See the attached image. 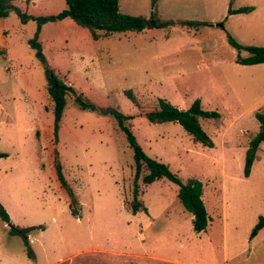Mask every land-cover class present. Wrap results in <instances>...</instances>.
<instances>
[{
    "label": "rangeland",
    "instance_id": "rangeland-1",
    "mask_svg": "<svg viewBox=\"0 0 264 264\" xmlns=\"http://www.w3.org/2000/svg\"><path fill=\"white\" fill-rule=\"evenodd\" d=\"M14 4L34 16L65 7L64 0ZM240 7L255 10L228 13ZM119 11L146 18L149 27L99 32L87 40L82 33L88 30L67 19L48 22L39 33L54 73L95 107L81 109L66 96L56 143L44 69L27 42L36 22L23 25L13 11L0 20V30L8 31L0 38V99L6 106L0 151L9 154L0 169L19 158L34 169L15 180L10 195L20 197L22 207H9L11 223L42 226L30 233V258L21 237L0 219V264H264V227L250 238L264 217V141L243 176L245 151L259 131L256 113L264 114V63H236L248 52L227 39L264 46V0H119ZM189 20L208 24H178ZM11 92L26 95L28 103L13 104L6 99ZM158 98L180 109L199 99L203 110L216 111L217 117L199 118L213 146L195 142L176 122H149L145 112L157 108ZM107 107L132 116L125 124L147 155L183 183L201 181L205 231H193L176 184L164 177L143 183L144 167L138 200L147 211L132 213L133 151L114 114L99 111ZM55 155L73 199L57 178Z\"/></svg>",
    "mask_w": 264,
    "mask_h": 264
},
{
    "label": "trees",
    "instance_id": "trees-1",
    "mask_svg": "<svg viewBox=\"0 0 264 264\" xmlns=\"http://www.w3.org/2000/svg\"><path fill=\"white\" fill-rule=\"evenodd\" d=\"M65 7L56 14L33 16L22 11L14 4V0H0V18H6L11 11L15 12L21 23H26L29 20L36 22V29L33 36L28 39L29 46L34 50L36 58L41 62L45 79L46 90L52 102L53 112V136L54 143L57 141V133L59 130L60 121L66 105V96H72L74 103L81 109L94 110L95 107L88 99L77 93L75 89L68 85L65 81L59 78L50 67L43 51L41 43L38 40L41 26L47 22H54L69 17L78 26L85 28L91 34L92 39L99 38V32L105 35L115 32H140L145 27H149L148 20L142 16H132L119 11V0H64ZM156 0H152L154 4ZM253 7H240L237 9H229V14L250 12ZM178 24L193 28H198L208 24L205 21L189 20L180 21ZM228 42L237 50H245L248 55L242 57L238 55L235 62L241 65H254L264 63V46L241 45L235 41L229 34ZM125 95L132 101L134 106L139 107L135 96L130 90L125 91ZM157 108L145 112V117L151 123L176 122L189 135L192 136L195 142H199L204 146L212 147L213 142L203 130L199 118H214L218 116L216 111H206L201 108L200 100L195 99L187 109H180L172 105L169 101L163 98H158ZM114 116L117 120L119 128L124 132L128 146L133 151V202L131 211L133 214L139 210L147 211L140 200H138L139 189L137 180L143 167L146 173L142 176V181L145 184L166 178L177 185V198L184 209L192 215V229L194 232L205 231L209 216L205 208L202 193L203 186L200 180L189 178L185 183L170 171L169 166L149 155H147L140 144L137 142L130 128L125 124L126 120L131 119V115H126L115 111ZM258 119L259 131L249 141L245 151L243 176L248 177L251 171L253 161L256 157L258 147L264 141V114L256 113ZM56 152V151H55ZM57 154V152H56ZM6 153L0 152V157H5ZM54 167L57 178L61 186L68 192L73 199V192L66 182L57 155H55ZM72 213L76 214L72 210ZM0 219L9 226V233L18 235L23 240L28 257L34 258V252L30 245L29 234L35 229L42 228L38 226L20 227L13 225L6 209L0 202ZM264 227V217H260L258 222L251 230L250 238L257 235L258 231Z\"/></svg>",
    "mask_w": 264,
    "mask_h": 264
},
{
    "label": "crops",
    "instance_id": "crops-1",
    "mask_svg": "<svg viewBox=\"0 0 264 264\" xmlns=\"http://www.w3.org/2000/svg\"><path fill=\"white\" fill-rule=\"evenodd\" d=\"M255 9L252 10V12ZM251 13V12H250ZM34 16V15H33ZM67 19H70L69 17H66L62 20H58V21H65ZM0 20H5V18H0ZM72 20V19H71ZM31 20L27 21L26 23H22L23 25H26L28 22H30ZM73 21V20H72ZM48 23V22H47ZM46 24V23H45ZM43 24L41 26L40 32L42 31L43 26L45 25ZM87 30V29H86ZM89 32V31H88ZM128 32V31H127ZM8 35V31L5 29H1L0 30V38L4 37V40L6 39V36ZM83 37H85L87 40L89 38L92 39L91 34L87 33L85 31H83L82 33ZM1 40V39H0ZM93 40V39H92ZM262 64V63H261ZM255 65V64H254ZM7 94V92L5 93ZM15 93H12L10 95L6 96V99L12 100L13 104L16 105L17 100L23 101L24 104L28 103V99L26 95H23L22 98L21 97H17L14 95ZM48 94V93H47ZM6 106L2 105V101L0 99V114L6 111ZM27 108H29V110H31L30 106H28ZM53 114V112H52ZM52 130H53V126H52ZM1 152V151H0ZM5 153V152H4ZM9 158V154L6 152V156L5 157H0V159L2 160H7ZM155 158V157H153ZM156 159V158H155ZM4 164L6 163V161H2ZM32 170L34 171V169H32V167L27 164L26 161L22 160L21 158H19L18 160H13L12 164L8 166L7 169L5 170H1L0 169V202L3 204V206L6 208V210L8 211L9 215H10V219L12 220V214L10 211V206L12 205L14 207V204L17 205L16 203H18V206L16 207V209H21L20 207H22V204L20 203V197H17L16 195V199L14 200L13 197H11L10 194L15 192V187L17 186V184L15 183V180L17 177L22 176V175H27L32 173ZM11 177H13L11 179ZM9 179V180H8ZM12 180H14V182H12ZM114 183L116 184V182L114 181ZM16 202V203H15ZM11 206V207H12ZM15 209V208H12ZM28 213V211H25ZM29 238H31V235L29 234ZM32 243V239L30 241ZM58 262V261H57ZM57 262H55L54 264H56Z\"/></svg>",
    "mask_w": 264,
    "mask_h": 264
},
{
    "label": "water",
    "instance_id": "water-1",
    "mask_svg": "<svg viewBox=\"0 0 264 264\" xmlns=\"http://www.w3.org/2000/svg\"><path fill=\"white\" fill-rule=\"evenodd\" d=\"M153 26H155V23L152 22L151 23ZM220 26H222V24H219ZM99 111L102 113V114H107V113H114L115 112V109L114 108H111V107H107V108H99Z\"/></svg>",
    "mask_w": 264,
    "mask_h": 264
}]
</instances>
